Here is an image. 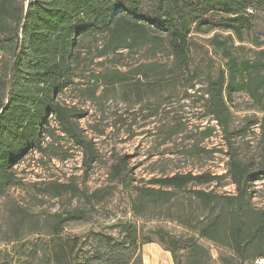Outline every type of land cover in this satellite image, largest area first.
<instances>
[{
    "label": "trees",
    "instance_id": "16d2710c",
    "mask_svg": "<svg viewBox=\"0 0 264 264\" xmlns=\"http://www.w3.org/2000/svg\"><path fill=\"white\" fill-rule=\"evenodd\" d=\"M203 28L225 33L223 38L213 35L206 40L220 65L193 38ZM244 36L252 37L256 50L234 45V39L242 44ZM92 46L97 59L146 47L149 59L164 54L166 61L151 60L121 71L119 60L106 69L102 62L93 64L91 57L88 66L98 67L99 72L81 76L76 72L87 61L85 53L93 56ZM198 51L203 61L195 63ZM200 78L204 88L193 103L215 126L199 133L209 138L216 128L222 132L226 172L175 173L151 178L146 187H133L130 208L135 218L169 206L183 190L198 212L190 204L186 211L177 209L172 220L186 234L158 228L156 240L141 236L131 222L119 223L127 239L121 247L132 257L125 264H142L140 248L153 242L170 253L173 264H210L209 247L202 242L223 250L218 264L264 260V208L251 204L252 186L264 181V0H0V195L13 182L16 165L31 153L45 152V139L54 129L79 148L84 173L95 163L97 152L77 126L87 113L59 101L62 93L76 85L74 80L85 79L88 88L83 89L90 100L97 94L98 99H106L118 89L124 102L139 105L140 111L157 112L163 94H175L181 101L192 98L188 91ZM237 95L246 98L243 111L261 116H244L237 124L233 113ZM182 131V124L167 129L166 140ZM129 172L128 161L121 156L109 166V185L102 189L87 194L73 184L51 183L39 191L51 199L82 197L93 206L111 197ZM224 178L234 187L231 195L187 190L217 185ZM14 211L19 221H29L28 230H36V220H29L24 208ZM83 215L84 210L74 209L55 212L44 221L57 238L55 264L75 261L78 240L68 245L59 233L67 222ZM103 263L113 264L110 259Z\"/></svg>",
    "mask_w": 264,
    "mask_h": 264
},
{
    "label": "rangeland",
    "instance_id": "374dc122",
    "mask_svg": "<svg viewBox=\"0 0 264 264\" xmlns=\"http://www.w3.org/2000/svg\"><path fill=\"white\" fill-rule=\"evenodd\" d=\"M213 35L223 38L225 33L209 32L203 28L201 32L194 34L193 38L197 45L207 47L208 55L215 65H220L218 55L212 53L206 42ZM234 45H241L245 50H256L251 36H244L242 44L234 39ZM95 46L100 48L101 43ZM95 46L91 49L93 56L85 53L84 58H87V61L79 66L77 74L90 76L89 73L93 71L99 72L98 67L88 66L91 57L93 64L102 62L106 69L114 67L115 60H119L121 71H127L139 63H148L151 60L161 64L166 61L164 54H156L154 58L149 59L146 47L130 52L123 51L121 55L106 59H97L94 57L97 53ZM194 61H203L200 51L195 55ZM85 82V79L74 80L76 85L70 86L62 93L59 101L87 113L83 119L78 120L77 126L85 138L92 142L97 159L91 169L84 173L79 148L70 144L54 129L52 135L45 139L43 154L31 153L14 167L13 182L6 187L4 194L0 195V264H55L53 248L57 238L47 230L44 221L55 212L74 209L84 210L83 217L67 222L59 233V237L68 245L74 238L78 240L74 250L75 261L70 264H104L106 259H110L113 264H125L132 257L121 247V243L127 239L119 231V223L131 222L139 229L141 236L156 240L155 230L158 228L174 235L186 234L182 227L172 220L175 216L172 214H175L177 209L186 211L190 204L191 209L198 212L196 205L189 201L188 191L183 190L177 192L169 206L147 212L143 218H135L130 208V201L134 196L133 187H146L151 178L175 173L209 172L223 175L226 172L227 157L222 132L216 128L209 138H203L199 133L207 127L215 126V122L209 117H202L200 106L193 103L204 88L203 78L188 91L192 96L188 100L181 101L180 96L175 97V94H167V97L163 94L157 112L147 108L140 111L139 105L124 102L118 89L108 93L106 99H98L97 94L94 100H90L83 89L88 88ZM234 103L237 106V110H233L237 124L244 116H261L259 113L242 110L246 103V98L242 95L234 96ZM177 124H182L183 131L166 140L167 129ZM253 132L257 134L256 129ZM236 142L241 146L242 143L238 140ZM121 156L126 157L130 172L125 183L118 186L113 195L100 204L91 206L82 197L73 198L69 195L61 199H51L39 191L51 183L73 184L81 193L87 194L102 189L109 185V166ZM191 189L222 195L234 193V187L228 178H224L217 185L189 187L187 190ZM251 192L253 207L264 208V181L255 183ZM17 207L26 210L29 220H36L38 225L35 231L28 230V220H18L19 214L14 211ZM202 243L209 247L212 257L210 264H218L217 258L223 250L208 242Z\"/></svg>",
    "mask_w": 264,
    "mask_h": 264
},
{
    "label": "crops",
    "instance_id": "0c3cea01",
    "mask_svg": "<svg viewBox=\"0 0 264 264\" xmlns=\"http://www.w3.org/2000/svg\"><path fill=\"white\" fill-rule=\"evenodd\" d=\"M142 264H173L171 255L157 243H147L141 246Z\"/></svg>",
    "mask_w": 264,
    "mask_h": 264
},
{
    "label": "built area",
    "instance_id": "2783aa9c",
    "mask_svg": "<svg viewBox=\"0 0 264 264\" xmlns=\"http://www.w3.org/2000/svg\"><path fill=\"white\" fill-rule=\"evenodd\" d=\"M255 264H264V260L263 259H258L255 261Z\"/></svg>",
    "mask_w": 264,
    "mask_h": 264
}]
</instances>
